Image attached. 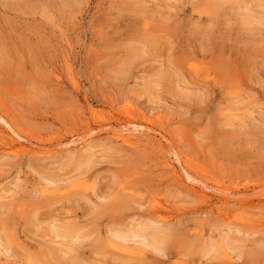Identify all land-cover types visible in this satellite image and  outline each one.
I'll return each mask as SVG.
<instances>
[{"label": "rangeland", "instance_id": "obj_1", "mask_svg": "<svg viewBox=\"0 0 264 264\" xmlns=\"http://www.w3.org/2000/svg\"><path fill=\"white\" fill-rule=\"evenodd\" d=\"M0 207V264H264V0H0Z\"/></svg>", "mask_w": 264, "mask_h": 264}, {"label": "bare ground", "instance_id": "obj_2", "mask_svg": "<svg viewBox=\"0 0 264 264\" xmlns=\"http://www.w3.org/2000/svg\"><path fill=\"white\" fill-rule=\"evenodd\" d=\"M6 124V123H5ZM50 187V186H49ZM2 197V196H1ZM156 202V201H155ZM12 203L13 202H8L7 204H1V207L2 209L5 208L6 210L10 209L12 207ZM159 204V203H158ZM156 205H154V210H158L159 208L158 207H155ZM0 207V208H1ZM158 208V209H157ZM153 209V208H152ZM159 211V210H158ZM152 212V211H151ZM158 213V212H157ZM154 214V213H153ZM159 216V215H158ZM157 216V218L153 219L152 220V217L150 220L152 221H145L147 223H141L139 226H137V228L135 229H131L129 232H127V235L124 236V235H121L119 234L118 235V239L122 240V241H127V239H131L132 241H135L134 243H136L137 241L138 244L142 245H138L139 246V250L140 251H144V249L146 248H143V249H140V247H153V251H158L157 253H161L162 254V250H160L159 247H161L163 244H164V241H166V232L164 227L162 228V226L168 224L167 221L165 219H159V217ZM150 218V217H149ZM164 220L166 222H164ZM137 224V223H136ZM139 224V222H138ZM169 225V224H168ZM164 229V230H163ZM128 231V230H127ZM77 238V237H76ZM129 241V240H128ZM74 242V241H73ZM131 242V241H130ZM169 242V241H168ZM7 243V242H6ZM9 244V243H8ZM136 245V244H135ZM1 246V245H0ZM131 246V245H130ZM156 246V247H155ZM3 247V246H2ZM9 247L11 248L10 246H6V248ZM155 247V248H154ZM8 250V248L6 249ZM147 250V249H146ZM11 251V249L9 250ZM151 251V250H150ZM71 252V251H70ZM130 253H132L130 251ZM41 256H44V255H41ZM42 258V257H41ZM77 261V260H76ZM41 264V263H35V262H32V264ZM46 264V263H45Z\"/></svg>", "mask_w": 264, "mask_h": 264}]
</instances>
